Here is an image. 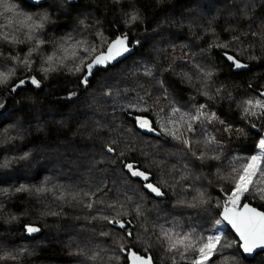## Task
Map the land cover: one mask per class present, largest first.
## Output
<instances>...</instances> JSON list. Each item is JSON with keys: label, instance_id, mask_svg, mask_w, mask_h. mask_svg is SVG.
<instances>
[{"label": "trees", "instance_id": "1", "mask_svg": "<svg viewBox=\"0 0 264 264\" xmlns=\"http://www.w3.org/2000/svg\"><path fill=\"white\" fill-rule=\"evenodd\" d=\"M16 5L19 12L34 17L45 14L44 9L52 21L49 32L53 36L74 32L77 40H92L100 31L109 38L129 31L131 39L141 44L122 63L95 75L87 90L67 69L48 73L31 70L19 75L17 67L16 77L0 84V165L12 161L7 167L0 166V264H128L116 242L122 233L99 219L114 215L107 207L114 201L124 204L129 213L125 218L132 221L135 234L146 241L136 242L134 250L146 255L144 248L150 243L147 255L153 257V264H171L167 245L156 243L153 229L157 234L161 226L174 232L195 229L197 235L212 234V225L220 220V203L231 192L232 167L247 164L264 136V120L242 118V110L237 107L264 91V0H38L37 4L16 0ZM132 11L138 12L140 21L129 28L123 23L124 14ZM196 12L201 15L197 19L192 17ZM9 19L13 20L12 27L4 31L26 42L29 29L18 25L24 31L19 33L17 18ZM225 42L230 45V53L249 65L248 71L234 74L218 55L223 50L209 47ZM1 49L0 44V52H4ZM250 56L257 59L250 60ZM196 64L206 70L216 66L207 90L215 96L216 89L223 86V98L209 100L203 95ZM145 67L153 69V77L143 75ZM2 68L10 69L6 64ZM26 74L36 76L41 87L26 84L12 92V85ZM160 80L165 81L167 97ZM107 91L112 94L105 96ZM69 92L76 95L66 98ZM138 96H145L153 117L169 100L177 107L187 105L182 108L184 112L200 103L207 104L209 112H216L225 125L243 129V133L223 132L218 123L207 126L217 137L219 147L201 143L196 146L197 155L206 152L209 157L220 155L221 159L201 162L190 153L184 155L183 145L170 137L158 138L133 128L125 109L138 103ZM253 123L257 127H251ZM194 139L202 141L204 137ZM113 141L116 151L109 153L107 147ZM121 152L129 158L135 156L142 167L151 166L157 180L169 182V188L162 189L165 198H142L135 191V182L128 186L119 166L124 159ZM26 153L28 159L20 160ZM259 163L264 166V154ZM254 179L264 187V178ZM186 185L195 190L183 191ZM21 186L31 191H16ZM39 187L51 191L38 194L34 189ZM197 190L204 193L207 204L189 208L177 203L192 201ZM88 203L94 207H86ZM243 203L264 211V199L257 195L241 197L240 205ZM137 205L142 206L143 216L136 215ZM25 225H34L40 231L27 233ZM225 227L221 234L224 240L238 241ZM103 232L112 234L104 236ZM132 243L127 242L129 247ZM94 255L97 258L90 259ZM233 256L235 261L229 259L227 264H264V251L246 258L238 247L216 254L211 264H224L225 257ZM194 258L195 254L188 257L189 261ZM176 259L177 264H187L178 256Z\"/></svg>", "mask_w": 264, "mask_h": 264}, {"label": "snow or ice", "instance_id": "2", "mask_svg": "<svg viewBox=\"0 0 264 264\" xmlns=\"http://www.w3.org/2000/svg\"><path fill=\"white\" fill-rule=\"evenodd\" d=\"M62 3H72L73 0H61ZM119 2V0H116ZM162 3L163 0H158ZM0 7L3 11L0 15L6 13H12L13 17L22 16L23 19L17 21L21 27H27L29 34L27 35V41H32L36 44V47L31 48L27 55L21 59L19 56H11L7 59L14 62V67L7 71H0V84H7L9 80L16 75V68L23 66V70L26 73L31 72L33 69V61L31 56L34 52H38L40 47L45 44V40L37 39L36 37L44 29L45 24L48 22L47 14L34 17L24 13L16 11L15 4H9L7 0H0ZM7 23L0 25V32L3 35L0 39L7 41L8 43H24L14 37L9 39V34L4 31L5 29L11 28L13 20L5 16ZM137 21H140V15L137 11L124 14L123 23L127 27L131 28ZM81 23H84L81 21ZM119 32V29H117ZM114 35V38L106 37L104 32L100 31L95 34L93 41L88 40H73L71 36L67 39H61L53 44L54 51L52 55L47 56L44 63L48 64L49 67H42L40 71L48 73L56 71L58 69H67V71L77 78V83L87 90L91 86L92 78L99 72H108L110 68H114L117 64L122 63L132 54L134 48L141 44L139 40H132L131 33L129 31L120 32L119 35ZM253 36L256 33H252ZM237 40L238 37H233ZM210 48H220L222 53H218L223 62V65L229 68L234 74L239 75L241 72L249 70V65L239 59V56L228 51L230 45L228 42L222 44L210 45ZM59 53V54H58ZM70 53V55H69ZM242 54V53H241ZM2 56V54H0ZM191 59V58H189ZM250 60L257 59L256 56H250ZM3 64H0V68ZM171 65L168 69H164L165 72L171 69ZM196 71L200 74L201 84L204 88L203 95L207 96L209 100L214 99L216 96L222 97V93L225 91L224 87L217 88L215 96L211 95L207 90L208 82L211 81L212 77L216 74V66H213L212 70H206L204 66L199 64L194 65ZM139 72V69H136ZM144 76L153 77V69L145 67ZM191 80V77L187 73L183 74ZM159 86L163 89L164 95L168 96V89L165 87V81H158ZM26 84H31L35 88L41 87V81L36 76L25 75L24 78L18 80L11 87V91L15 92L22 88ZM248 87L251 89L252 85ZM111 91L104 93L105 96H110ZM75 92H69L68 97L75 96ZM145 96H149L146 92ZM145 96H138L136 104H130L125 109V114L132 118L133 128L144 130L147 133L155 134L158 138L165 137L171 138L172 140L183 145L182 153L195 157L201 162L206 159L220 160V155L207 156L206 152H200L197 155L196 146L203 143L206 147L215 145L219 147V141L217 137L207 130V126H214L217 123L222 126L223 132L232 133H243V129H233L232 125H225L223 120H220L216 112H209V105L200 103L198 107L190 108L187 112L182 111V108L187 105L177 107L175 103L169 100L168 105L162 108L160 112L155 114L153 117V109L148 105ZM150 98V97H149ZM228 99L232 100L233 97L229 94ZM3 107V105H0ZM242 110V118L255 117L264 120V91H259L256 97L249 98L241 101L237 105ZM135 110V111H132ZM251 127L255 128L257 125L253 123ZM264 127V125H262ZM131 130V129H130ZM202 136L204 139L197 140L194 137ZM116 142L113 141L112 145L107 147V152L114 153L116 148L113 146ZM261 154H264V136L261 137L257 144ZM121 156L124 159L119 161L121 168V174L128 181V186L135 182L137 189L135 191L141 194V197H149L152 199L165 198V188H169V182L164 179L157 180L155 174L150 170L151 166L142 167L141 163L135 158V156L129 158L124 152H121ZM20 160H27L28 154L19 157ZM12 161L6 160L2 167H7ZM187 167V166H185ZM254 178H264V166L259 163L258 156H252L247 164H244L241 168L232 167L230 179L233 181L231 186V192L226 197L224 211L221 214L222 220H216L215 225L219 226L222 221H227L231 224L235 233L239 237V241H232L228 243L221 235L210 234V235H197L195 229L190 232H174L171 229L160 227L159 233L153 229L152 234L156 236V243L165 244L166 252L172 255V264H177V256L180 261H187V264H211L212 258L221 253L223 250L233 247H238L242 253L246 255H252L257 249H264V212H257L256 209L250 208L248 204H244L243 212L233 211L228 205L231 204L233 208L240 202L241 197H247L248 195H257L261 199H264V187H261L256 183ZM186 179L181 177V180ZM47 181H45L46 183ZM174 188V185L172 186ZM195 190L192 185H186L183 191ZM16 191H31L30 189L21 186ZM36 193H44L51 191L46 187L35 188ZM87 195V194H86ZM94 195V194H93ZM204 193L197 190V196L193 197L192 201H178L179 205H185L189 208H197L208 201L203 199ZM62 198V196H61ZM75 198V197H74ZM126 200H132V197H126ZM88 208H93V203L86 205ZM107 207L114 212L112 216H101L99 219L103 220L106 225L110 226L114 231L122 233L120 242L118 244L119 251L125 253L128 259V264H153V257L147 255L151 248V244L147 243L144 248L146 255H139L134 250L135 243H146L141 236L135 234V228L132 227V221L125 217L129 215L128 211L124 209V204L114 201L108 204ZM137 216H143L142 206L137 205L134 209ZM16 219V217H13ZM97 219V217H93ZM215 227V226H214ZM25 231L27 233H37L40 229L34 225H25ZM149 232L148 228H144V235ZM111 232H103L101 235L108 236ZM150 239V238H149ZM132 241V246L129 247L127 242ZM195 254V258L189 261L188 257ZM3 257H0L2 259ZM97 257L94 255L90 259L95 260ZM115 259L119 260L117 256ZM231 259L235 261V257H225L224 264Z\"/></svg>", "mask_w": 264, "mask_h": 264}, {"label": "rangeland", "instance_id": "3", "mask_svg": "<svg viewBox=\"0 0 264 264\" xmlns=\"http://www.w3.org/2000/svg\"><path fill=\"white\" fill-rule=\"evenodd\" d=\"M7 2L9 4H15L16 5V0H7ZM17 6V5H16ZM3 11V8L0 7V12ZM16 11L19 12L17 10V7H16ZM43 12L45 14L46 11L43 9ZM19 13H22V12H19ZM5 16H7L8 18H10L12 15V13H6L4 15H0V25H4L3 24V20H6L5 19ZM200 13H194V15H192V17L194 18H198L200 17ZM17 20L15 21V25L16 27L19 25L17 23L18 20L20 19H23V17L21 16H18L16 17ZM51 20L48 19V22L45 24V27L44 29L39 33V35L36 37L37 39H43L45 40V44L43 46L40 47L39 51L38 52H34L31 56V60L33 61V71H37L42 68V67H49L48 64L44 63V61L46 60L47 56L49 55H52L53 51H54V48H53V44H55L57 41L61 40V39H67L69 36H71L73 38V40H77L76 37H75V33L74 32H63L62 35H55L53 36L52 35V32H49L50 31V25H51ZM18 29V32L19 33H22L24 32L23 31V28L22 29ZM3 35V32H0V36ZM9 39H12L11 37H9ZM21 38H17V40L20 41ZM88 41L92 42L93 39H88ZM0 44L2 46V49L4 50V52H0V54H2V56H0V64H6L9 66V68H13L15 65H14V62L12 61H9L7 58L8 57H11V56H19L21 59H23L27 53L29 52V50L31 48H34L36 47V44L32 41H26L24 43H16V44H12V43H8L7 41L3 40V39H0ZM1 49V50H2ZM59 54V53H58ZM70 55V53H69ZM187 59V55L185 56V60ZM184 60V58H183ZM19 68V69H18ZM17 69V74H23L25 71L23 70V66H19ZM0 71H7V70H4L3 68H0ZM16 77V75L14 76ZM252 156H258L259 157V160H260V157H261V152H260V149H257L256 153ZM220 205L222 206V209L224 208L225 206V201L224 202H221ZM229 208H233V206L231 204L228 205ZM240 207V202L234 207L235 209H238ZM215 226V227H214ZM226 225L222 222L219 226H216L215 223L214 225H212V231L213 233L215 234H218V235H221L224 230L226 229L225 227ZM212 233V234H213ZM136 235H139L138 233ZM120 238H121V235H117V239H116V242L119 244L120 242ZM222 238L225 239V235L223 236L222 235ZM36 241H34L32 244H35ZM118 250V249H117ZM172 264V263H171Z\"/></svg>", "mask_w": 264, "mask_h": 264}, {"label": "water", "instance_id": "4", "mask_svg": "<svg viewBox=\"0 0 264 264\" xmlns=\"http://www.w3.org/2000/svg\"><path fill=\"white\" fill-rule=\"evenodd\" d=\"M30 2H32V3H34V4H37L38 3V0H29ZM144 131V130H143ZM145 133H147L146 131H144ZM147 134H151V133H147ZM151 135H155V134H151ZM244 204H248L249 205V207L250 208H254V209H256V211L257 212H264V211H262V210H260V209H258L257 207H255V206H253V205H251V204H249V203H243L242 205H240V207L238 208V209H235V208H232L233 209V211H236V212H243L244 211ZM223 211H224V208L220 211V213H219V219L220 220H222V213H223ZM231 231H232V233L235 235V237H236V239L239 241V237H238V235L235 233V230L232 228V226H231V224H229L227 221H222ZM260 251H264V249H257L255 252H254V254H252V255H246V254H244V253H242V251H241V253L243 254V256L244 257H246V258H252L257 252H260Z\"/></svg>", "mask_w": 264, "mask_h": 264}]
</instances>
